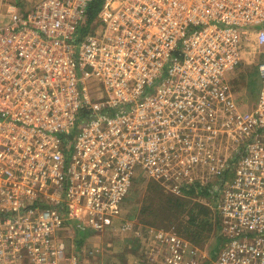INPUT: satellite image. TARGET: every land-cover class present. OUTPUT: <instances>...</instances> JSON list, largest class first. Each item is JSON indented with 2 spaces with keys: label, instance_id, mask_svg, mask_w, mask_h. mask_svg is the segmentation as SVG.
Masks as SVG:
<instances>
[{
  "label": "built area",
  "instance_id": "built-area-1",
  "mask_svg": "<svg viewBox=\"0 0 264 264\" xmlns=\"http://www.w3.org/2000/svg\"><path fill=\"white\" fill-rule=\"evenodd\" d=\"M94 1L0 0V264H78L69 234L117 230L143 181L209 190L214 264H264V0H105L90 24ZM248 48L243 111L229 76ZM155 237L162 264L207 258Z\"/></svg>",
  "mask_w": 264,
  "mask_h": 264
},
{
  "label": "rangeland",
  "instance_id": "rangeland-1",
  "mask_svg": "<svg viewBox=\"0 0 264 264\" xmlns=\"http://www.w3.org/2000/svg\"><path fill=\"white\" fill-rule=\"evenodd\" d=\"M244 59L236 71L229 76L233 91L243 111L254 106L261 89L259 54L253 48H248ZM228 146L229 144L224 140L218 144L220 149ZM230 155V152L223 151L225 158ZM150 185L152 184L143 181L134 188L125 203L123 217L116 221L115 226L117 227L115 229L117 230L103 234H69L67 241L69 243L71 240L76 242L81 253L82 248L84 249L78 264H162L165 246H162L155 236L159 232L176 233L181 236L179 234L182 233V225L187 220L185 215L181 218V222L174 219L179 214L180 209L172 205L170 211V202L173 204L177 202V204L184 206L190 205L191 207L194 204L203 205L210 208L211 214L214 216L213 195L209 190L201 196L192 195L188 197L186 195L179 198L167 187L153 183L154 188L159 189L158 191ZM177 199L183 202L180 203ZM186 213L188 214V212ZM125 221L132 224V230L127 232L121 230ZM208 236L205 244H194L200 252L207 255L206 259L199 257L201 259L199 264H214L216 255L220 250L217 241L218 232L214 229V232ZM109 245H113L114 248H109ZM79 250L69 248V255L76 254Z\"/></svg>",
  "mask_w": 264,
  "mask_h": 264
},
{
  "label": "trees",
  "instance_id": "trees-1",
  "mask_svg": "<svg viewBox=\"0 0 264 264\" xmlns=\"http://www.w3.org/2000/svg\"><path fill=\"white\" fill-rule=\"evenodd\" d=\"M104 1L105 0H95L90 5L88 9V21L90 24L96 18L97 14L103 6ZM150 184H152L150 186L154 188L153 183ZM155 190L159 191L158 188H156ZM177 201L180 203L183 202L182 200L180 201L178 199ZM169 204L170 211L172 209V205L176 206L177 209H180L179 214L176 216V218H174L175 220L181 222V218L184 215L185 217H187V220L182 225L183 228H181L182 233H180L179 235L189 240L193 244L203 245L209 238L208 234H212V232H214V229L216 230V232H218V221H216V219L211 214L210 208L196 204H194V206L192 207L190 205L184 206L183 204H177V202L175 204L170 202ZM186 212H188V214Z\"/></svg>",
  "mask_w": 264,
  "mask_h": 264
},
{
  "label": "crops",
  "instance_id": "crops-1",
  "mask_svg": "<svg viewBox=\"0 0 264 264\" xmlns=\"http://www.w3.org/2000/svg\"><path fill=\"white\" fill-rule=\"evenodd\" d=\"M109 248L113 249L114 246L113 245H109ZM151 260V259H150ZM116 261L118 262V260L116 259ZM148 262V261H147Z\"/></svg>",
  "mask_w": 264,
  "mask_h": 264
}]
</instances>
